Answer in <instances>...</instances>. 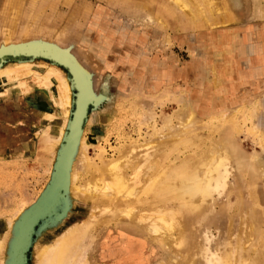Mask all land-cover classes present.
Segmentation results:
<instances>
[{
  "label": "rangeland",
  "instance_id": "1",
  "mask_svg": "<svg viewBox=\"0 0 264 264\" xmlns=\"http://www.w3.org/2000/svg\"><path fill=\"white\" fill-rule=\"evenodd\" d=\"M33 1L16 0L12 5L11 0H0V44L3 35L11 36L8 47L0 45V66L35 60L56 64L67 74L61 64L44 55V39L62 33L67 35L59 50L72 59H78L79 48L90 55V60L80 56L87 63L94 61V68L89 63L94 71L91 77L96 78L99 90L87 103L81 134L90 135L92 125L91 129L86 126V117L92 114L99 142L87 154L96 165L101 164L102 152L111 160L131 141L144 144L151 134L172 133L167 124L175 125L171 117L180 108L178 94H186L196 122L181 132L186 131L184 136L195 141L189 152L182 151L177 166L189 163L198 167L197 160L216 144L225 145L232 155L226 165L231 169L227 181H222L221 190L212 196V206L209 204V221L199 228L205 236L200 235V240H208L215 252L216 247H223L220 241L230 228L233 239L227 238L240 240L246 260L264 264V0H215L219 12L197 3L200 0L190 1L193 9L176 8L170 0ZM212 71L218 74L215 78ZM33 79L22 78L27 87L0 95L3 231L17 214L29 215L40 205L65 146L64 137L58 144L49 138L65 122L62 108L54 106L50 90ZM227 113L234 114L231 123L226 121ZM75 151L69 152V158ZM86 205L69 195L65 185L60 186L43 214L32 220L19 251L12 239L7 264L16 260V264H36L35 252L48 232L47 224L57 216L62 215L54 222L56 235L80 220L93 222V214L98 213L91 204ZM86 209L92 212L86 214L88 219ZM148 233L126 223L121 226L116 219L103 221L84 238L81 261L87 257L91 264H162L170 260L173 255ZM203 239L200 242H206ZM125 246L129 250L114 254Z\"/></svg>",
  "mask_w": 264,
  "mask_h": 264
},
{
  "label": "bare ground",
  "instance_id": "2",
  "mask_svg": "<svg viewBox=\"0 0 264 264\" xmlns=\"http://www.w3.org/2000/svg\"><path fill=\"white\" fill-rule=\"evenodd\" d=\"M14 1L16 0H11L10 4L13 5ZM170 1L174 7L182 9H191L193 4L190 2L191 0ZM197 3L206 4L208 10L219 12L215 0H200ZM198 10H200L199 7ZM145 21L143 19V22ZM150 21L152 20L150 19ZM55 35L48 38L49 40L44 39L46 44L44 55L49 56L55 63L61 64L67 70V74L56 64L37 63L35 60L22 61L20 59V61L8 62L0 66V85L2 86L0 95L10 89L27 87L28 83L23 82L22 78L33 77L34 81L50 90L54 106L61 107L62 110H60L65 117L64 124L56 127V135L49 137L54 144H58L62 137L65 139L64 150L50 190L40 201V205L34 208L29 215L26 212L22 214L20 212L13 221L7 222V230L3 231L0 227V264H7V259L11 256L9 250L14 247L12 239H14L13 243L16 242L18 251L20 250L32 220L43 214L50 197L62 185H65L69 195L82 199L84 206L91 204V209L98 215L93 214V218H91L94 221L91 220L90 224H88L89 222L86 224L85 219V221L80 220L57 235L53 228L54 222L58 221L57 219L62 215L51 220L47 224L48 232L35 252L36 264H91L89 257L81 261V247L83 248L84 238L91 235L98 224L103 221L107 223L113 219H116L121 226L126 223L132 229L141 228L144 233L154 234L160 246L173 255L170 260L164 261L162 264H251L246 260L240 240L239 242L232 241L233 236L230 232L232 229L228 227V233L225 231L226 234H223L226 236H223L224 239L228 235L230 238L232 236V239L227 238L223 243L224 239L221 238L220 243L223 247H216L219 250L215 249V252L211 251L213 249L210 247L213 245L210 247L207 245L210 242L203 239L205 236H202L201 229H199L208 220L210 203L214 201L212 196L221 190L220 184L227 181L228 171L230 172L231 169L228 170L226 167L229 166L226 165L231 163L232 155L225 145L216 144L212 150L201 155L197 160L198 167L197 165L191 166L189 163L181 167L177 166L176 162L183 154L182 151L193 148L192 143L195 141L184 136L186 131L181 132V129L184 130L185 127H190L196 122L194 108L186 94H178L180 108L175 115L173 114L174 117H171L176 120L175 125L169 122L167 124V129H171L172 133L169 131L170 134L167 136L162 132L154 136L151 134L152 137L144 140V144L131 141L127 146H122L116 157L111 160H107L102 152L99 155L101 164L96 165L90 161L87 154L88 148L99 142L92 114L86 117V126L90 128L89 125H92L90 135L85 138L81 134L87 103L99 90L96 78L93 80L91 77L93 70L90 66L93 65L94 68V61L89 62L90 65L86 60H82L80 55L88 57V60L91 57L81 48L78 49V59L73 58V60L67 52L59 50V44L64 42L67 34ZM2 37L0 45L6 48L11 44V36L3 35ZM26 38H28L27 35ZM10 50L13 49L10 48ZM211 74L214 78L218 75L215 71H212ZM212 81L215 82L214 79ZM228 113L225 114L226 121L231 123L234 114ZM191 128L193 129V127ZM197 128L195 127V129ZM240 130L241 128H238V131ZM196 138L198 139V137ZM73 148L76 150L74 157L69 158V152ZM202 152L204 153L203 150ZM56 210L58 209L56 208ZM87 211L85 218L88 217L87 213L92 215V212ZM24 222L26 227L22 232L21 227ZM20 232L22 233L19 235ZM197 232H200L198 235H201L206 242H200L201 236L197 239ZM253 232V228H251L252 235ZM208 233L209 231H207V235H209ZM204 235H206L205 232ZM18 236L19 238H17ZM129 247L125 246L126 249L118 247L114 254L122 255L129 250ZM16 262L17 260L12 264H16Z\"/></svg>",
  "mask_w": 264,
  "mask_h": 264
}]
</instances>
